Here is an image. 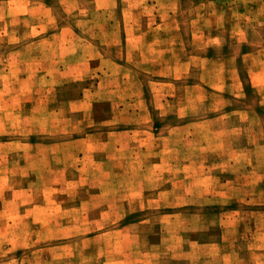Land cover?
Here are the masks:
<instances>
[{"label": "rangeland", "instance_id": "374dc122", "mask_svg": "<svg viewBox=\"0 0 264 264\" xmlns=\"http://www.w3.org/2000/svg\"><path fill=\"white\" fill-rule=\"evenodd\" d=\"M263 46L264 0H0V264H264L262 124L225 111Z\"/></svg>", "mask_w": 264, "mask_h": 264}, {"label": "crops", "instance_id": "0c3cea01", "mask_svg": "<svg viewBox=\"0 0 264 264\" xmlns=\"http://www.w3.org/2000/svg\"><path fill=\"white\" fill-rule=\"evenodd\" d=\"M252 55L257 57V61L251 62V59H249V58ZM214 59H218V58H214ZM242 60L243 61L245 60L244 63L247 65V68H249L248 69L249 82L251 83V85L253 87H256V91H257V94L259 97V106H258L259 114H257V112L253 109H246V107L243 105L240 107L237 106V107H230V108L227 107L229 105H226L225 111L229 112V115H235L238 112H246L247 111V112H250L253 114L252 115L253 118H257L259 122L261 121V123H260V124H262V125H260L261 126V136H260L261 142L259 143L260 144L259 146L264 148V46L262 49H260L258 51L243 53L242 54ZM232 78H233V80H235L234 77H232ZM237 80L241 86L238 89L239 91L221 88L220 91L217 92V94H221V93L225 92V95H227V96H236V97L243 98L245 96V89L243 88V84H242L241 80H239V77H237ZM226 82H227V80H226ZM138 113H139L138 111L134 110V115H136ZM261 115H263V119L260 118ZM178 116H180V115H178ZM247 116H245V118ZM222 119H223L222 114L216 113V115H214L213 117L210 118L209 122L210 123L215 122L216 125H218L220 123L219 125H222L221 124ZM206 121H207V119H198V120H193L191 122L183 121L181 123L179 122L177 124V127L181 128V127H184L185 125H188V124L191 125L190 123H193L195 126H203ZM140 126L141 125L137 124V122H132V123H130V127H131L130 131H135V132L137 131L138 132L137 129ZM74 141L85 143L86 139L82 137V138H79V139L74 140ZM261 176H263V178H264V172L261 173ZM263 181H264V179H263Z\"/></svg>", "mask_w": 264, "mask_h": 264}]
</instances>
